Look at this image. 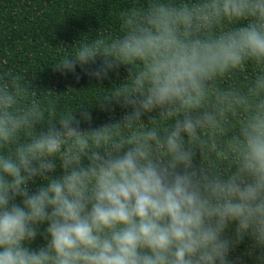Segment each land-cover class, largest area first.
Here are the masks:
<instances>
[{
    "label": "clouds",
    "instance_id": "obj_1",
    "mask_svg": "<svg viewBox=\"0 0 264 264\" xmlns=\"http://www.w3.org/2000/svg\"><path fill=\"white\" fill-rule=\"evenodd\" d=\"M118 20L50 67L118 80L94 106L0 72V264H241L245 239L264 264V0H131Z\"/></svg>",
    "mask_w": 264,
    "mask_h": 264
},
{
    "label": "trees",
    "instance_id": "obj_2",
    "mask_svg": "<svg viewBox=\"0 0 264 264\" xmlns=\"http://www.w3.org/2000/svg\"><path fill=\"white\" fill-rule=\"evenodd\" d=\"M131 0H0V72L12 70L29 78L43 89L54 90L51 96L58 112L76 111L81 106H94L97 99L112 86L105 80L99 84L80 73L79 82L72 75H61L50 68L62 55L61 43L72 45L81 35L94 38L99 34L119 32L118 13ZM71 50V49H69ZM7 62V63H5ZM79 72V69H77ZM255 69L249 66L247 73ZM124 71L121 69V78ZM105 88V89H104ZM44 93L42 92L41 95ZM96 124L107 119V113L93 109ZM115 115H120L116 109ZM42 241L37 240L33 247ZM251 243L245 241L232 253L241 264H256L245 255Z\"/></svg>",
    "mask_w": 264,
    "mask_h": 264
}]
</instances>
